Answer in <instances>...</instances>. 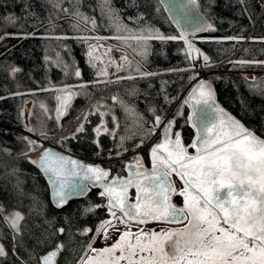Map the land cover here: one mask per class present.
<instances>
[{
    "label": "trees",
    "instance_id": "16d2710c",
    "mask_svg": "<svg viewBox=\"0 0 264 264\" xmlns=\"http://www.w3.org/2000/svg\"><path fill=\"white\" fill-rule=\"evenodd\" d=\"M196 1L211 21L196 39L210 56L204 66L219 100L264 137V63H259L264 61V0ZM77 10L95 24L73 19ZM146 26L155 30L153 35L178 36L158 0H0V244L6 253L0 264H39L40 255L57 244L64 245L57 264H76L99 223L110 215L98 187L55 207L43 174L23 155L30 152L25 137L52 135L97 95L81 122L84 130L61 139L77 155L97 159L118 174L125 173L126 161L138 149L149 163V148L159 138L155 116L174 117L189 141L192 129L182 95L192 76L182 40L152 39L144 55V41L110 38L111 45L126 47L130 61L128 70L115 71L111 82L98 74V59L92 60L95 67L89 63L88 35L133 36ZM137 64L142 72L158 74L140 76L133 70ZM13 68L20 71L13 73ZM67 86L76 96L58 122L55 93ZM101 123L113 134L102 129L98 135L94 130ZM174 201L182 206L184 198L175 194ZM14 212L23 217L19 230L6 219ZM60 228L65 231L59 233Z\"/></svg>",
    "mask_w": 264,
    "mask_h": 264
},
{
    "label": "snow or ice",
    "instance_id": "6c2138e0",
    "mask_svg": "<svg viewBox=\"0 0 264 264\" xmlns=\"http://www.w3.org/2000/svg\"><path fill=\"white\" fill-rule=\"evenodd\" d=\"M48 2L54 3V0H48ZM71 2H76V0H71ZM103 3L110 4V0H103ZM54 6L58 5L54 4ZM64 11L67 13V9ZM109 12L111 13L110 8ZM73 19H77L78 22L87 20L95 24L94 19L85 17L78 10L73 13ZM74 27H78V23ZM113 27L117 32L120 31L118 23H114ZM154 32V29L146 26L140 29L138 35H117L110 38L144 41V55L148 52L147 41L158 39L166 42L179 39L186 45L183 50L186 60L191 62L196 58L194 54L202 55L205 62L209 60L208 56L200 53V49L185 32H181L178 36H164L159 33L153 35ZM87 39L84 38V41L87 42ZM94 39L102 38L94 37ZM95 51L96 45H90V50L87 52L89 63L93 67L95 65L92 64V60L98 59L93 55ZM122 59L125 61L123 68L127 71L130 61L126 56ZM236 63L248 62L238 61ZM259 63H264V61ZM205 66L209 65L206 63ZM121 67L117 65V68ZM133 70L140 76L158 74L142 72L139 64ZM183 70L171 69L170 71ZM19 71V68L12 69L13 73ZM74 74L81 75L79 70H76ZM98 74L106 76L107 67ZM128 78L135 77L129 76ZM119 79L121 77H117V80ZM80 87H85V85H80ZM59 91L67 93L66 96L57 97L60 101L57 112L61 113L75 93L70 92L67 87ZM197 92L198 96H196ZM193 98L197 104H208L209 101L215 103L211 86L205 81H201L197 89H193V95L189 99ZM112 99L116 98L112 97ZM187 103L186 100L185 104ZM126 111L129 115H135L134 109H126ZM220 114L227 116L222 109ZM227 119V131H216L213 134L208 125L202 126L201 134L196 138L197 142L190 145L195 149L194 155L188 153L177 134L174 141L165 140V144L173 145V150L167 152V157H159L158 161L153 164L151 175L142 171L137 172L133 179L121 180L118 186L116 181L104 184V191L100 195L108 197L112 217L124 224L126 230L120 234L119 239L111 247L96 249L90 244L89 249L97 255L89 257L88 260L82 259L81 264H93V261L105 254L107 257L104 264H121L122 261L125 264H264V139L257 137L239 121L230 117ZM160 123L161 116H155L153 129ZM168 123L170 127L172 122ZM102 129L109 135L113 134L103 123L94 131L99 135ZM83 130L84 127L81 124L76 132ZM151 131L152 129H149V134ZM24 139L31 151L34 142L26 137ZM123 139L121 137V141ZM161 147L163 145L153 148L154 157ZM23 155L27 156L28 153L25 152ZM30 162L38 164L44 172L51 174L50 178L55 185L58 207L69 199V192L74 186L75 179L103 181L109 174L99 167L86 166L68 156L54 153L52 149L44 150L38 159L30 160ZM172 173L183 181V187L180 190H177L170 180ZM86 187L84 186L82 191ZM130 188L136 190L134 204L128 203ZM225 190L226 193L222 197L221 193ZM173 194L184 198V207L177 208L171 203ZM117 210L123 215L118 217ZM0 212H3L2 207H0ZM170 218L176 223H184V221L187 223L179 229L145 231L143 228H138L136 233L130 230L131 221H135L137 225H145L150 222L167 223ZM6 219L11 227L19 230V221L23 217L19 212H14ZM104 227L119 231L111 221H105L100 230ZM193 229L195 231H192ZM64 231L63 228L58 229L59 233ZM105 239H107L106 233ZM63 247V244H57L53 251L41 257L44 264H55ZM117 251L120 253L118 256ZM3 255L6 253L0 245V256Z\"/></svg>",
    "mask_w": 264,
    "mask_h": 264
},
{
    "label": "water",
    "instance_id": "95a60500",
    "mask_svg": "<svg viewBox=\"0 0 264 264\" xmlns=\"http://www.w3.org/2000/svg\"><path fill=\"white\" fill-rule=\"evenodd\" d=\"M162 9L164 10L165 14L167 15L170 22L173 24L174 28L177 31V34L179 35L181 32H185L189 36V38L193 41L195 46L200 49V53L203 55L208 56L209 60L207 62L203 61L202 55L200 54H194L195 59H192L191 64V76L192 80L186 90L183 93V101L187 100L188 103L185 104L187 106V123L189 127L192 129V136L190 137L189 141H186L182 129L176 128V121L175 118L165 117L161 119V123L158 125V134L159 138L156 140L151 147L149 148L150 153L153 156V148H156L157 145H163L160 149H158L157 155L155 158H158L160 156L167 157V152L173 150V145L171 143L165 144V140L174 141L176 139L177 134H179V138L181 141V144L184 145L187 148V151L190 155L195 154V149L191 148L190 145L193 142H197L196 138L198 135L201 134V128L203 125H208L211 128V132L214 134L216 131H227V125H228V117L239 121L240 124H242L245 128L252 131L257 137L260 139H264L263 136L259 135L255 130L250 128L246 125V123L237 116L234 112H232L230 109H228L220 100L218 97L217 89L213 83V81L208 77L206 68L204 64L210 62V56L207 53V51L200 45V42L196 39L198 36H201L202 34L206 33L209 28L211 27V21L210 19L202 12L200 9L198 2L196 0H158ZM184 48L186 45L182 41ZM201 81H205L207 84L211 86V90L214 96V104L212 101H209L208 104H197L195 98L189 99L190 96L193 95V89H197L199 83ZM66 88V87H65ZM70 92H74L75 90L72 87H67ZM60 89L64 88H58L55 93V101H56V117L58 122L61 121V119L65 116V114L68 111L69 106L73 103L76 93L74 96H72L70 102L66 106V109L58 113L57 109L60 107V101L57 99V97H63L66 96L67 93L59 91ZM199 93H196V96H198ZM93 97L91 101L94 99ZM223 110L224 113L227 114L226 117L221 116L220 110ZM169 121H171V126L169 127ZM215 125V127H212ZM31 141L34 142L32 145V151L28 152V155L32 160L38 159V157L43 153L46 149H52L54 153H59L64 156L70 157L72 160H76L80 162L83 165L86 166H94L99 167L101 169H104L109 174L103 181H96V180H83L75 179L74 180V186L70 189L69 192V199L66 201H70L71 199L78 198L85 196L87 192L92 187H98L100 188L101 192L104 191V184H111L113 181L117 182V186L121 180H129L135 178V174L137 172H147L149 175H151V170L153 167V164L157 161L146 163L145 158L141 152V149H138L134 152V158L132 160L126 161L125 166V173L118 174L116 172H112L111 168L109 166H106L102 162L98 161L97 159H91V158H85L83 156L77 155L73 152V150L65 145H60L58 142H56L54 139L50 138L47 134H38V135H29L28 136ZM154 157V156H153ZM36 167L40 170V172L43 174L45 181L48 186V192H49V198L51 203L55 206H57L56 200L57 197L55 195V185L53 184V180L50 178L51 174L44 172L38 164H35ZM176 178L182 183L183 181L180 180L178 176H176L175 173H172L170 176V180L173 182L174 187L176 188ZM80 185L79 187H76L75 185ZM84 186H87L83 191L82 188ZM226 193V190L221 193V196L223 197ZM174 195L171 196V203L176 206L177 208H182V206L174 201ZM199 195V193H197ZM136 196V190L135 188L129 189V204H134L136 202L135 200ZM106 204L108 206V197H106ZM66 203H64L62 206H64ZM59 206V207H62ZM109 208V206H108ZM127 219V218H126ZM135 222V221H132ZM185 222V221H184ZM152 223V222H151ZM164 223V222H162ZM166 224L170 225H178L181 223H176L169 219V221ZM55 247L47 250L39 257V264H44L41 257L46 255L48 252L53 251ZM55 264H57V258L55 260Z\"/></svg>",
    "mask_w": 264,
    "mask_h": 264
},
{
    "label": "rangeland",
    "instance_id": "374dc122",
    "mask_svg": "<svg viewBox=\"0 0 264 264\" xmlns=\"http://www.w3.org/2000/svg\"><path fill=\"white\" fill-rule=\"evenodd\" d=\"M94 37H101L102 39L96 40V39H94ZM110 37H114V36H106V35H101L98 33L88 35V42L90 43L89 44V50H90V45H94V43L96 42L98 44V46L100 47L102 54H105L106 52L109 53V51L108 50L106 51L105 48L109 49L111 47V45L109 44V43H111L110 39H103V38H110ZM120 49H123L126 52V54H125V52L124 53L120 52V53H122L121 56L123 57V55L125 54L126 57L128 58V61H129V54L127 52L126 47L122 46V47H120ZM101 62H103V61L101 60ZM104 63H105V67H107V73H108L106 76L105 75L104 76L110 82L113 79V74L115 73V71L121 69L125 65V63H124V65H121L122 66L121 68H117L116 62L114 61V59L111 57L110 54L105 55ZM102 66H103V63H102ZM112 68H113V72H110V70ZM112 87H114V86H112ZM263 87H264V83H263ZM94 97H97V95ZM87 112H88V110H87ZM80 125H81V123H80ZM156 126L158 127V125H156ZM262 126H264V124H262ZM156 131L157 130H154V134L156 133ZM62 138H64V137H62ZM62 138H59L56 141L61 143ZM175 181H176V189L180 190L183 187L182 183L177 178ZM184 203H185V201L183 202L182 207H184ZM109 212H110L109 217H107L105 220H103L99 223L98 227L96 228L95 232L93 233V235L91 237V240L89 241V243L86 246L83 254L81 255V257L79 258V260L76 264H81L82 259L88 260L89 257H93V256L97 255L96 253H93L89 249L88 246L90 244L92 245L93 248H96V249L111 247L119 239L120 234L126 230L124 224H121L119 220H116L112 217L110 209H109ZM116 215L118 217H120L123 214L117 210ZM105 221H111L112 224H114L118 227L119 231H114L111 227H104L103 230H100L101 226L104 224ZM186 223H187V221H185L184 223L175 225V227L178 229L183 228L184 224H186ZM170 227H171L170 224H166V223H162V222H152V223L150 222V223L145 224V225H137L136 222H132V221L130 222V230L133 233H136L138 231V228H143L145 231H148L149 229H155L156 231H160L161 229H170ZM192 231H195V230L193 229ZM105 233L107 234V239H105ZM116 255L117 256L120 255L119 251H117ZM106 257H107V254H105L104 256L98 257L95 261H93V264H104ZM121 264H125V262L122 261Z\"/></svg>",
    "mask_w": 264,
    "mask_h": 264
},
{
    "label": "built area",
    "instance_id": "2783aa9c",
    "mask_svg": "<svg viewBox=\"0 0 264 264\" xmlns=\"http://www.w3.org/2000/svg\"><path fill=\"white\" fill-rule=\"evenodd\" d=\"M90 44V43H89ZM94 45H96V43H94ZM107 48H105L106 50ZM114 50H119V49H113ZM94 55H96L100 60H103V55H102V51L100 50L99 47L96 46V51L93 53ZM113 57L115 58L116 62H117V65L121 64L124 60L122 59V56L117 54L115 55L113 53ZM89 104V101H87L82 107H80L77 112L75 113V115L71 118V119H74V118H78V116L82 113V111H85L86 109H88V105ZM70 119V120H71ZM69 120V121H70ZM68 121V122H69ZM67 122V123H68ZM67 123L61 127L60 129H58L54 135L52 136V138H59V137H62V136H66L67 134H69V132H66L65 129H66V126H67Z\"/></svg>",
    "mask_w": 264,
    "mask_h": 264
},
{
    "label": "bare ground",
    "instance_id": "6f19581e",
    "mask_svg": "<svg viewBox=\"0 0 264 264\" xmlns=\"http://www.w3.org/2000/svg\"><path fill=\"white\" fill-rule=\"evenodd\" d=\"M200 37V36H198ZM126 56V55H123V57ZM96 98V97H95ZM94 98V99H95ZM87 113V109L85 111H82V113L78 116V118H75V119H71L68 123H67V126H66V129L65 131L66 132H69V134L73 133L77 128L78 126L80 125V123L82 122L83 118L85 117V114ZM63 127V126H62Z\"/></svg>",
    "mask_w": 264,
    "mask_h": 264
},
{
    "label": "flooded vegetation",
    "instance_id": "af4514ba",
    "mask_svg": "<svg viewBox=\"0 0 264 264\" xmlns=\"http://www.w3.org/2000/svg\"><path fill=\"white\" fill-rule=\"evenodd\" d=\"M249 73H250V72H248V73H246V74L249 75ZM263 131H264V130H263ZM152 157H153V156H152ZM154 161H158V158L153 157L149 163L154 162Z\"/></svg>",
    "mask_w": 264,
    "mask_h": 264
}]
</instances>
